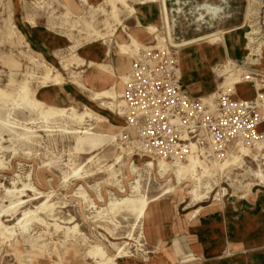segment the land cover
Returning <instances> with one entry per match:
<instances>
[{
  "label": "rangeland",
  "instance_id": "rangeland-1",
  "mask_svg": "<svg viewBox=\"0 0 264 264\" xmlns=\"http://www.w3.org/2000/svg\"><path fill=\"white\" fill-rule=\"evenodd\" d=\"M164 1L167 22L160 0H129L131 13H119L117 22L103 0H0V264H31L27 256L39 264H81L60 256L73 241L83 264L98 263L84 254L91 245L101 246L115 264H264V180L254 173L258 169L264 177V120L258 145L245 146L249 153L241 164L213 166L209 174L198 167V180L189 174L177 180L172 170L187 163L188 148L161 157L132 148L133 129L126 112L118 113L125 101L121 107L119 96L111 106L103 105L84 88H94L88 76L98 68L89 64L86 51L100 59L107 52L123 94L125 76L137 58L119 53L117 35L136 33L141 47L174 60L179 84L191 98L212 95L214 103L222 96L260 98L262 93L264 100L259 87L264 84V0ZM85 21L101 32L115 27L114 35L93 39ZM39 63L59 73L60 83L40 84ZM239 67L246 71L240 72L242 78ZM22 88L25 99L37 106L20 100ZM44 92L58 106L74 105H65L66 93L84 104L64 109L47 123L41 112L48 106L36 99ZM237 149L227 145L209 153H222L213 158L220 162ZM200 154L197 148L198 158L206 161ZM159 159L168 170L159 169ZM148 160L152 166L145 165ZM142 198L148 205L139 217L134 209ZM133 199L137 202L131 206ZM22 224L36 245L22 243L17 257L8 233L11 239L19 236ZM52 247L59 255L46 259L45 249Z\"/></svg>",
  "mask_w": 264,
  "mask_h": 264
},
{
  "label": "built area",
  "instance_id": "built-area-1",
  "mask_svg": "<svg viewBox=\"0 0 264 264\" xmlns=\"http://www.w3.org/2000/svg\"><path fill=\"white\" fill-rule=\"evenodd\" d=\"M159 53L145 48L126 75L123 98L132 148L161 157L186 146L180 141H192L207 153L227 145H258L262 97L222 96L212 105L202 103L181 88L174 60Z\"/></svg>",
  "mask_w": 264,
  "mask_h": 264
},
{
  "label": "bare ground",
  "instance_id": "bare-ground-1",
  "mask_svg": "<svg viewBox=\"0 0 264 264\" xmlns=\"http://www.w3.org/2000/svg\"><path fill=\"white\" fill-rule=\"evenodd\" d=\"M177 1V0H176ZM174 2V1H173ZM172 3V2H171ZM178 3V2H177ZM123 4V3H122ZM208 4H206L205 6H207ZM65 6V5H64ZM198 7V6H197ZM213 7V6H212ZM216 7V6H215ZM210 8V7H209ZM221 8V7H220ZM112 9V8H111ZM201 9H202V5H201ZM213 9H214V7H213ZM114 10V9H113ZM129 10H131V9H129ZM194 10V9H193ZM197 10H199V9H197ZM218 10V9H217ZM110 11V10H109ZM112 11V10H111ZM220 11V10H219ZM179 13H180V11H178ZM192 12V11H191ZM214 12V11H213ZM194 13V12H193ZM208 13V12H207ZM209 13H210V11H209ZM215 13V12H214ZM217 13V12H216ZM115 14V13H114ZM211 14V13H210ZM214 15V14H213ZM165 20H166V18H165ZM167 22V21H166ZM89 26V25H88ZM88 28H90V27H88ZM115 28V27H114ZM96 34H97V32H96ZM98 35V34H97ZM105 35V34H104ZM109 35V34H108ZM163 41V40H162ZM161 41V42H162ZM252 41V39L251 38H249V42H251ZM159 42H160V40H159ZM133 45V44H132ZM163 45V44H162ZM183 45V44H182ZM118 46V45H117ZM177 46H179V45H177ZM257 46V45H256ZM119 47H120V45H119ZM121 48V47H120ZM146 48V47H145ZM160 48V47H159ZM162 48V47H161ZM123 49V48H122ZM125 50H126V48H124ZM144 49V48H143ZM146 49H148V48H146ZM163 49H165V48H163ZM128 50V49H127ZM145 50V49H144ZM251 52H252V49H248V53H247V55H250L251 54ZM132 53V52H131ZM138 53V52H137ZM141 53V52H140ZM131 55H133L134 56V54L132 53ZM134 58V57H133ZM135 58H137L138 59V56H137V54H136V56H135ZM135 61V60H134ZM227 62L229 63V64H232L233 66H237V64L233 61V60H227ZM49 71V70H48ZM128 72V71H127ZM237 72H238V74H237V76L239 77V78H242L241 77V75H240V72H246L242 67H239L238 69H237ZM49 74V73H48ZM45 75V74H44ZM56 75V74H55ZM127 75V74H126ZM45 76H47V75H45ZM44 77V76H43ZM126 77V76H125ZM245 77H247V76H245ZM44 78H46V77H44ZM234 78H231L230 80H233ZM241 81V80H240ZM238 82V80H235V81H233V83H237ZM17 91V90H16ZM224 93V92H223ZM105 94L106 93H100V94H97L96 95V93H95V95L96 96H105ZM226 94V93H225ZM15 95H16V93H15ZM94 95V96H95ZM5 96V95H4ZM108 96V95H107ZM220 96V95H219ZM261 96H263L262 94H259V97L261 98ZM20 100H22V101H25L27 104H29L31 107L33 106H37V104L38 103H35L34 105L31 103H29V101L28 100H26L25 98H26V89L25 88H22V90H21V93H20ZM93 97V96H92ZM117 97H119V95L118 96H115V95H112V97L111 98H117ZM211 98H212V95L209 97V98H201V100H202V103H207V104H209V105H212L213 104V102L211 101ZM16 99V98H15ZM15 99H14V101H15ZM240 99V98H239ZM119 102V101H118ZM120 102H121V107H122V104L124 103V98H123V94H121L120 95ZM116 104V103H115ZM25 106H27L26 104H25ZM111 106V105H110ZM28 107V106H27ZM43 110H42V112H41V117L45 120V121H47V123H48V119L49 118H51V117H53V116H58V115H63V113H64V109H55V108H48V107H43L42 108ZM126 111V107L124 106L123 107V110H122V108L120 109V111H119V114H124V112ZM40 115V114H39ZM68 117V116H67ZM76 118H78L80 121L83 119V116L82 115H80V116H78V117H76ZM42 119V120H43ZM43 120V121H44ZM89 133V135H92V133L89 131L88 132ZM87 139H90V137L88 136V137H86ZM84 140V139H83ZM85 141V140H84ZM81 142H83V141H81ZM186 146L185 147H182V150H184L185 148H188L189 150L187 151L186 150V152H185V157H186V159H187V163L186 164H180V165H178V168L177 169H174L173 168V170H172V172L175 174V176H176V178H177V180L178 179H181V178H184L185 176H186V174H189V176L194 180V181H196V180H198L199 179V176L201 175H198V173H197V168L199 167L200 168V170H201V173H208L209 174V172H210V169H211V167H213V166H216L217 167V169H220V170H222L224 167H226V166H228L229 164H234V163H236V162H238V164H241V161H242V156H244V155H246V152H248L249 153V150L245 147V146H241V145H238V151L237 152H233V153H230L229 154V159H226V160H224V161H220V162H218V160L217 161H215L216 159H213V158H215L216 156H222L223 154L222 153H220V154H213V153H209V154H205L203 151L201 152V154L200 155H205L206 157H205V160L206 161H204V160H201V159H199L198 158V156L196 155V152H197V148H196V144L194 143V142H192V141H190V142H188V143H186L185 144ZM184 152V151H183ZM182 153V152H181ZM139 154V153H138ZM183 154V153H182ZM181 154V155H182ZM140 157L141 156H143L142 154H140L139 155ZM179 156V155H178ZM254 159H255V157H253ZM119 159V157H117V160ZM219 159V158H218ZM177 160V159H176ZM207 161H210L211 162V166L207 163ZM174 162H176V161H174ZM177 162H178V160H177ZM168 163H166L164 160H162V159H159L157 162H156V165L159 167V169L160 170H162V171H165V170H168V165H167ZM145 165H147V166H152L153 165V162H151V161H147L146 162V164ZM172 166V165H171ZM254 173L256 174V176L258 177V178H260L261 180H264V177H263V175L261 174V172H260V170H254ZM187 177V176H186ZM198 182V181H197ZM197 184H199V183H197ZM136 188V187H135ZM168 190V189H167ZM195 191V190H194ZM194 193V192H193ZM129 195V194H128ZM139 195V194H138ZM141 196V195H140ZM142 197V196H141ZM126 200H128V199H122L121 200V202H125ZM116 201V200H115ZM139 201V203H137L138 205H136V208L134 209L135 211H137V213H138V216L139 217H142L143 215L145 216V213H146V210H147V205H148V202H147V200L146 199H144V198H142L141 200H138ZM136 202H137V200H130V203H132L131 204V206L133 205V204H136ZM113 203L111 202L110 203V205H112ZM121 203H119V205H120ZM39 206H37L36 208H38ZM112 208V207H111ZM37 210V209H36ZM133 212V211H132ZM29 213V212H28ZM27 213V214H28ZM25 214V213H24ZM24 221V220H23ZM25 222V221H24ZM23 222V223H24ZM18 223V222H17ZM22 231H21V233H20V235L19 236H17V237H13L12 239L10 238V237H12V234L9 232L8 233V241H9V246H10V248H11V251L17 256V257H20V255H21V252H20V249H21V245H22V243H24V242H29V244H30V246H31V248H34L35 247V245H36V243L35 242H32L31 241V239H30V235H29V233H27V228L25 227V224L23 225L22 224ZM7 231L9 230V229H6ZM73 233V232H72ZM1 236H3V235H1ZM0 236V237H1ZM5 237V236H4ZM58 247H52V248H47V249H45V253H46V255H45V257H46V259H49L50 257H51V255L52 254H58ZM80 248L78 247V244H77V242L76 241H73V242H69V244L67 245V244H65L63 247H62V250H61V252H60V256H71L72 258H74V259H78V260H80V263L81 264H83L84 263V256L82 255V253H80ZM120 250V249H119ZM118 250V251H119ZM85 255H87V256H91L92 258H95V259H97L98 260V263L97 264H115V262H112L111 263V261H114L112 258H110V257H108L107 255H106V253H105V251L103 250V248L101 247V246H99V245H91V246H89L88 248H87V250L85 251V253H84ZM59 255V254H58ZM125 255V254H124ZM116 257V256H115ZM117 257H121V255H117ZM27 259H28V261H29V263H31V264H39V260L37 259V258H35V257H29V256H27L26 257Z\"/></svg>",
  "mask_w": 264,
  "mask_h": 264
},
{
  "label": "crops",
  "instance_id": "crops-1",
  "mask_svg": "<svg viewBox=\"0 0 264 264\" xmlns=\"http://www.w3.org/2000/svg\"><path fill=\"white\" fill-rule=\"evenodd\" d=\"M128 1L129 0H103L104 4L109 7V10H110L109 13L111 14V16L114 19H117V22L121 21L118 19L119 13L127 11V9H128L127 12L129 14L131 13V10H129L131 8L129 7ZM164 2H165L164 0H160L161 12H162L163 19L165 20V18L167 17V10H166ZM166 21L167 20H165V22ZM83 25H84L85 29L92 30V32L94 34L92 36L93 39H98V38L103 39L104 36H106V35L108 36L107 33H109V36L114 35L113 32H114L115 28H112L111 31H109V32H101L100 30L95 29L94 26L90 23V21H85ZM88 27H90V28H88ZM104 27L105 28L108 27L107 23L105 24ZM96 32L98 35L96 34ZM117 37H118V39H120V42L116 43V46L118 45L117 48H118L119 53H121L125 56H128L129 58H133V57L135 58V56L138 52V49L145 48V46H143V45L141 47V44L139 43V40L136 36V33H127L126 38H123V39H122L120 34H118ZM156 38H157V42L160 43L159 39L162 37H160L159 35H156ZM49 43H50V41H49ZM119 45L121 48L119 47ZM124 48H126V50ZM131 52L134 54V56L131 55L132 54ZM86 54H89V56H91L89 64H95L96 67H98L93 72L90 73L88 78L92 81V86H94V88L95 87L96 88L97 87L102 88V86H103V88L100 90H95L94 88H91L89 86L84 87V85L82 83L78 82V84H81L82 87H84L88 91H90V93L92 94L93 97H95L96 99L99 98L100 104H103V105L109 104L108 106H110L112 104V99H113V98H111L112 95H115V96L119 95L120 96L122 94V84H120V83L117 84L115 82V79H114L115 77H114V74L112 72V67L107 64V60H106L107 52H105L103 59L99 58L97 52H94L92 54V53H90V51H86ZM74 55L76 56V58H78L76 54H74ZM121 63H123V62H119V65ZM39 65H40L42 71L37 76V80L39 81L40 84L44 85L48 82H53L54 84L60 83L61 76L59 75V73H54L53 71L52 72L46 71L47 68H49V69L52 68L50 65L42 64V63H39ZM44 74L47 76H45ZM43 76L46 78H44ZM259 87L264 88V84L259 85ZM95 93H96V95L100 94V93H106V94H105V96H96ZM260 94H262V93H260ZM33 95H34V91H33ZM66 95H67V99H68V104H65V105H69V104H74V105H72L70 107L58 106V104L56 102H54V96L48 92H44L41 99H38V98H36V99L39 102H41L42 104H44L45 106H48L51 108H56V109H68V108H77L78 109V106L76 104H84L82 102L77 101L75 98L72 97V95H69L68 93H66ZM209 97H206V98H209ZM101 98L102 99L103 98L108 99L109 101L102 100ZM85 109L89 110L87 107L83 108V110H85ZM89 111L94 116H97V114L94 113L92 110H89Z\"/></svg>",
  "mask_w": 264,
  "mask_h": 264
}]
</instances>
